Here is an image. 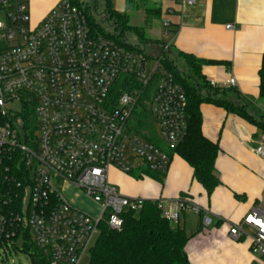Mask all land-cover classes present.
Here are the masks:
<instances>
[{
    "label": "built area",
    "instance_id": "1",
    "mask_svg": "<svg viewBox=\"0 0 264 264\" xmlns=\"http://www.w3.org/2000/svg\"><path fill=\"white\" fill-rule=\"evenodd\" d=\"M176 2L183 24L185 10L197 0ZM162 28L169 38L171 22L163 21ZM121 78L128 91L120 93V85L115 92ZM235 86L231 78L228 87ZM146 97L161 139L174 149L187 134L188 101L162 58L150 57L145 46L126 48L95 36L69 0H61L37 27L31 26L28 0H0V260L16 251V238L27 230L49 264H80L103 225L120 231L125 214L142 210L145 200L122 195L109 173L115 168L131 175L144 165L165 174L170 166L164 151L130 129ZM26 107H33L37 121L28 139L19 120ZM254 152L264 165V135ZM67 186L81 191L99 214L74 206ZM156 203L175 224L188 211L201 213L185 198ZM228 236L250 241L251 264H264L263 210L230 224Z\"/></svg>",
    "mask_w": 264,
    "mask_h": 264
},
{
    "label": "crops",
    "instance_id": "2",
    "mask_svg": "<svg viewBox=\"0 0 264 264\" xmlns=\"http://www.w3.org/2000/svg\"><path fill=\"white\" fill-rule=\"evenodd\" d=\"M60 1L28 0L34 14L33 27L39 26ZM127 1L121 12L128 9ZM171 1L172 6L165 11L158 3L161 16H166L164 21L171 22L170 37L163 36V43L169 42L176 50L201 60L225 63L206 65L203 74L220 88H229L228 81L235 78L234 90L247 103L249 115L260 121L264 117V99L259 92V70L264 57V0H197L194 7L185 10L183 24L179 4ZM228 25L234 29H226ZM201 114L204 137L220 147L216 171L221 185L212 196L207 195L194 179L191 166L177 154L170 157V166L159 179L141 173L142 166L131 175L112 168L109 179L129 198L153 202L185 198L201 209L199 214L184 213L180 220L187 234L188 215L202 223L199 232L197 228L188 234H196L187 249L190 264H251L250 241L235 244L228 232L230 224L238 223L253 209L264 211V165L254 152L264 129L214 105H202ZM68 200L76 206L73 199ZM204 218L209 219L208 226L204 225Z\"/></svg>",
    "mask_w": 264,
    "mask_h": 264
},
{
    "label": "trees",
    "instance_id": "3",
    "mask_svg": "<svg viewBox=\"0 0 264 264\" xmlns=\"http://www.w3.org/2000/svg\"><path fill=\"white\" fill-rule=\"evenodd\" d=\"M69 1L86 16L92 34L112 39L126 48H137V46L129 45L124 37L107 33L101 21L96 20L95 16L90 13L91 3L89 1ZM91 1L95 2L96 0ZM104 1V10L100 14L104 21L120 31V35H124L129 30H135L129 26L127 10L124 12L116 11L113 0ZM127 6L129 7V0ZM155 12L157 17L161 15L160 9H156ZM136 34L143 43H151L142 31ZM161 58L164 68L173 75L175 82L186 94L188 101L187 134L174 149L167 147L164 142L158 141L153 133V117L147 104L144 103L148 97L144 98L137 106L129 123L130 129L147 142L164 151L169 157L174 154L181 156L193 169L194 179L204 187L210 197L221 185L216 171L220 147L206 139L202 133L201 106L209 104L220 107L227 113L238 115L263 129L264 117L260 121H255L247 111V103L242 100L234 88L213 86L203 74L204 66L225 63L198 59L176 50L173 44L169 45V49L164 52ZM178 61L184 63L183 70L177 66ZM259 79L260 98L264 99V57L259 70ZM120 85L122 91L120 93L128 91L125 78H121L115 87V92ZM241 101L243 102L242 105H240ZM19 120L23 126L24 138L28 139L35 136L37 121L33 107H26ZM140 172L155 179H159L163 175L151 171L144 165ZM17 177L19 180H23V176L17 174ZM123 219L124 226L120 231L110 230L105 225L101 227L100 237L90 251V264H190L187 249L196 234L188 235L184 225L180 222L173 226L163 216L156 202L145 201L139 213H127ZM201 228L200 219L198 232ZM15 249L25 252L33 264H49L48 256L33 244L30 232L27 230H24L16 238Z\"/></svg>",
    "mask_w": 264,
    "mask_h": 264
},
{
    "label": "rangeland",
    "instance_id": "4",
    "mask_svg": "<svg viewBox=\"0 0 264 264\" xmlns=\"http://www.w3.org/2000/svg\"><path fill=\"white\" fill-rule=\"evenodd\" d=\"M91 3L90 13H92L96 20H100L104 30L117 37H124L129 45L137 46V47H146L148 54L150 57H163L164 55V45L163 43V28L162 22L166 18L165 14L157 17L156 16V9H159L158 3L162 4V9L165 11V8L172 6L171 0H129V7L127 10L129 14V26L134 28L135 30L126 31L125 34L120 35V31L116 30L110 23L103 20V17L100 16L104 10V0H96L92 2L91 0H87ZM114 9L116 11L121 12L123 8H125V0H113ZM125 10V11H126ZM123 12V11H122ZM31 16V26H33L34 21V14L32 9L30 10ZM142 31L147 39L150 40L151 43L145 44L143 43L137 36L136 33ZM169 43V42H168ZM177 66L179 69L183 70L184 63L182 61L177 62ZM21 106L17 104L14 109L19 110ZM135 133V131H133ZM153 133L154 137L157 138L158 141L164 142L158 132L157 126L153 125ZM66 197L70 200H74L77 204L76 206L84 211L92 214L98 215L99 209L95 206L90 200H88L81 191L75 189H65ZM192 214L187 216V229L188 234H193L197 231L198 228V221L197 219L192 218ZM204 223V222H203ZM173 226H176L175 223H172ZM205 225V224H204ZM236 244V242H234ZM229 247V245L227 246ZM228 249V248H226ZM91 256L90 252L86 253L83 259L81 260L80 264H90ZM0 264H33L31 259L28 257L25 252L22 250L14 251L8 254L7 259L2 257L0 260Z\"/></svg>",
    "mask_w": 264,
    "mask_h": 264
}]
</instances>
